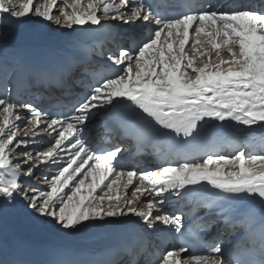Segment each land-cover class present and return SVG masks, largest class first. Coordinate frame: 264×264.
<instances>
[{
	"label": "snow or ice",
	"instance_id": "obj_1",
	"mask_svg": "<svg viewBox=\"0 0 264 264\" xmlns=\"http://www.w3.org/2000/svg\"><path fill=\"white\" fill-rule=\"evenodd\" d=\"M32 18L85 34L102 33L113 27L109 22L148 34L121 31L119 43L112 39L115 52L94 40L43 73L8 60L0 48V211L22 204L69 232L92 221L138 218L130 222L142 231L105 264H264V0H0V45L12 26ZM37 85L83 92L58 114L12 98L14 89ZM101 109L125 117L126 138L138 152L165 151L175 163L140 173L117 159L120 148L98 150L85 126ZM232 124L258 132L260 144L213 152L207 129ZM44 133L45 148L27 151L29 140ZM40 165L56 166L55 174L38 176ZM176 203L191 205L187 223L183 210L169 211ZM201 208L226 228L243 230L233 247L203 241L213 224L197 216ZM148 230H170L178 243L150 244Z\"/></svg>",
	"mask_w": 264,
	"mask_h": 264
},
{
	"label": "bare ground",
	"instance_id": "obj_2",
	"mask_svg": "<svg viewBox=\"0 0 264 264\" xmlns=\"http://www.w3.org/2000/svg\"><path fill=\"white\" fill-rule=\"evenodd\" d=\"M109 23L112 24L113 27L105 29L104 31H111L112 37H115L119 43L118 34L124 29L128 30V28L127 26L119 25V22ZM94 34L95 33L85 34L77 29L70 30L50 22L41 21L39 18H32L28 23L12 26L8 30L5 43L0 45V48L7 49L8 60L15 59L19 61L21 65L30 67L36 71L35 59L42 51L50 50L63 54L73 53L84 44L92 45ZM129 34L137 38L143 37V33L141 34L139 29L128 30L125 35ZM123 44L125 47L128 46L127 41H124ZM108 49H111L113 52L114 49H117L116 45L113 44L112 40L109 38L103 42V50L108 51ZM94 58L100 59L98 55H94ZM31 92L35 97L36 92ZM97 111L101 114L97 115L85 126L87 138L97 133V131L92 129L90 123L108 118L109 116V114L104 113L102 109ZM17 123L23 124L24 122ZM105 135V137H107V134ZM18 139L28 138L21 135ZM48 139L46 133L42 134L40 137H36L35 142L30 139L27 144V151L35 155L36 150L45 148V141ZM231 142L237 143L234 135L231 137ZM248 142L259 145L261 142L260 134L258 132L252 133ZM23 148L24 146L22 145L17 151L19 152ZM250 150L251 149H249V151ZM159 167V165H156L152 161L146 160V162H143V165L137 169V172L155 171L158 170ZM55 168L56 166L46 168L44 165H40L36 170V174L40 177L51 176L55 174ZM25 180L29 182L27 178H25ZM30 183L40 190H47V185L41 180H32ZM133 187H135V185H133ZM131 191L132 188H129L128 192L131 193ZM147 199V196L141 197V201ZM189 207H191V205L182 208L180 203H176L175 207L169 208V211L178 214L179 211L183 210L187 219ZM202 211L203 208L199 209L198 214L200 215ZM129 217L107 218L104 221H92L89 222V227L81 231L69 232L61 230L59 226L54 224L50 219L36 216L31 211L26 210L22 204H18L15 207L8 208L6 211H0V261H10L13 257L11 247L23 244L45 248L76 245L81 251H99L106 246V237L108 235H126L142 231L141 226L137 223H134L130 229H120L124 223H127ZM135 220H138V218H135ZM165 233L172 235L170 230L154 234L159 235Z\"/></svg>",
	"mask_w": 264,
	"mask_h": 264
}]
</instances>
